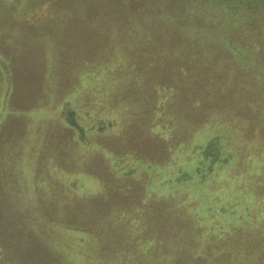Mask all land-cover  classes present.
Here are the masks:
<instances>
[{
	"label": "trees",
	"instance_id": "trees-1",
	"mask_svg": "<svg viewBox=\"0 0 264 264\" xmlns=\"http://www.w3.org/2000/svg\"><path fill=\"white\" fill-rule=\"evenodd\" d=\"M45 1L49 2L44 3H59L58 0ZM73 1L76 4L84 5V7L88 8L90 15L88 14L87 20H83V16H80L75 21V18H72L73 16H69L72 19V24L68 27L71 28L73 27L72 25L77 27L78 31H80L79 34L85 42L82 41L79 44V46H84V49L81 55L77 56L74 60L75 64L71 69V74L68 75V71L66 75L61 76L60 83H58L59 86L61 84L63 85L64 92L74 86L73 92L70 91L68 93V100L65 103L66 107L62 108V112H60V117L58 118L63 123H67L68 127L74 129L77 143L81 144V142H84V144H87L85 143L87 140L92 142L90 136L88 137L86 134V126L79 120L82 111H86L89 105L100 109L99 113L101 115L103 113L106 114L103 115L104 120H100L95 130V135L100 136L106 130L113 128L116 122V130L119 133L124 129L123 122L125 121L120 119L119 105L112 108L106 105L104 88L106 83L107 87L112 91H116L120 86L121 88L119 90L122 88H130L129 85H132L131 83L128 84V87L125 84L132 81L131 74L138 75L141 73L138 71V66L142 62L139 58L142 57L154 59L155 63H159L160 61L161 64L166 63L171 67L168 70L174 77L177 74L174 73V70L181 69L182 62L188 63L190 60L193 62L194 66L190 67L188 74H186L193 77L195 76L194 74L197 75L204 71L202 67L208 59L214 58L222 62V64H219L218 72H215L217 73L216 77L218 80H224L219 74H224L221 71L222 68L232 62L237 67L234 69L237 77L242 80L247 79L248 91L250 86L253 87L256 95H258L256 97V103L261 102V105L264 106V75H256L259 72L257 65H260V67L264 66V0H142L137 9L141 12V15H147L149 17L146 23L150 21V25H154L155 29L157 28L156 31L158 34L156 39L151 42V46H142V52L140 50L139 53L135 51L136 49L127 50L128 47L132 44L134 45L139 40L135 29L132 32H127V30L123 31L124 28L120 30L116 29V27L131 24L130 21L127 23L129 19H126L125 15L129 12L137 11L136 8H132L128 0ZM1 4L2 2L0 0V15L2 16L3 13L1 11L4 9ZM11 10H14L13 7H11ZM68 23L64 22V25ZM136 24L140 25L141 22H136ZM163 24L167 25L170 30L172 47L166 45V42L170 40L169 36L163 39ZM80 27H82V30H80ZM108 27H111V30H107ZM86 32L90 33L86 34ZM121 32H127V34L136 33V36L129 34L121 42L122 45L124 44L123 47H125L124 55L117 54V52H120L118 50L113 52V56L110 57L109 51L114 44L115 46L120 44L117 33ZM107 33H109L113 42L110 47L108 46L105 49L106 44L102 42V39L105 38ZM151 34L153 33L148 34V36L146 34V37L142 36L141 40L146 38L148 42L151 39L149 37ZM183 35L186 37L188 35V46H185L181 40V36ZM90 38L92 40L88 41ZM129 39H135L137 41H129ZM86 46L87 49L94 47L95 51L98 50L92 58ZM146 49L147 51L148 49H153L156 53L154 52V54L149 55ZM164 53L168 54V57L170 56L173 61L179 60L181 63L174 61L175 64H172V59H167L165 56V60H162L161 55ZM101 57L104 60L107 59L103 64H101ZM43 61H47V59ZM52 65L50 63V70L52 69ZM174 65L176 68L173 67ZM93 66L96 69L94 71L89 70ZM262 72L264 73V71ZM183 73L181 75H184ZM88 74L90 76H87ZM118 74H122L124 79L117 80V78L121 77H118ZM208 75L204 71L203 76L206 78ZM256 76L260 78L259 83L251 80V77L256 78ZM211 77L213 78L214 76ZM47 78L49 79L50 77ZM139 79L143 80L142 76ZM51 81L50 79L49 82ZM260 82H263V88L261 91L259 89V94H257L258 85H261ZM4 83H6L5 80ZM225 84L228 85L227 83ZM7 85L8 83H6ZM95 86L99 88L100 92L98 95H95ZM93 87L95 88L93 89ZM137 87H141V84H135V88ZM8 88L5 89V96L3 95L4 98L0 107V166L7 163L8 159H3L6 156L3 154L9 153L10 151L9 140L13 142L19 140L22 143V147L19 144L18 154L20 153V155L18 158L12 160L13 166L12 169L10 168V172H13V174L7 173L4 176L0 172V198H15L22 205L9 207L7 203L3 206L0 204V264H56L54 255L60 254L54 251L55 246L43 245L39 237L43 235L46 239L57 242L59 239L64 240L62 237L73 233L75 240L79 235L80 238L77 239L78 243L90 241L89 235L93 234V232L87 229L81 221L85 214L89 215L93 210L87 198L98 196L106 187H119L120 193L125 195L124 200L130 199L129 197L133 193H125L123 182L122 184L120 183L121 178L125 176L126 178L133 179L138 174L137 172L143 169L139 165L140 163L142 164L140 160H144V158L139 159V164L134 165L133 169L130 168L125 172L121 168L119 170L116 169L117 163H114L115 165L112 167L108 163L104 164L103 162H99L100 159L98 156L93 158L91 154H82V152L76 154V158L72 156L73 164L70 163L71 159L67 164L65 157L58 158V155L56 156L53 150H50L51 152L47 151L43 145L38 144L40 142L42 143L44 128L49 127L47 123L38 126V128L33 127L34 120H39L38 118L40 117L38 109L25 107L22 102H19V105L12 106L8 101L12 93L10 84ZM166 89L174 90L175 87L166 86ZM115 91H113V94H117ZM227 93L229 95V91ZM120 95L121 107L128 110L130 106H126L129 104V101L123 99L122 93H119ZM132 96L133 94L129 97L132 98ZM85 97L89 100L86 105L83 102ZM249 108L251 109L249 116H245V114L242 116L240 111L236 109L227 111L223 105L218 104L217 107L210 110L212 111L210 113L207 110L202 111L203 115L201 116L200 112H198V119L192 116L190 119L187 118L188 126L184 127L181 133H178L177 127H175V130H171V133L173 131L174 135L178 134V137L174 138L175 141L172 138L173 133L170 136L171 142L167 143L165 141L167 147L171 144L167 148L168 150H166L168 151L166 153L167 156L164 152H161V154H157V157H155L157 160L153 159L157 163H150V166L158 177L155 185L157 187L165 186L168 189L167 192L157 190L158 192L156 193L161 196L165 195L167 200L170 198L172 200L170 203L171 205L173 204L171 208L186 210L187 212L190 209L189 207H194V209H199L204 212V219L210 213H214L219 220L218 224H223L224 229H226L224 233L220 232L221 234H219V231L215 232V230H219L220 228H211L204 223L202 231L199 230L197 232V234H200V237L196 244V253H190V256L186 258L175 255L170 260L171 264H264V212L261 214L259 212L257 215L260 234L253 237L246 233L244 236L245 232H243L245 230L243 229L244 218L248 215L251 218V215L256 214L257 210H263L264 200L258 199L259 206L257 205V207H254L252 204L253 212L249 209L248 205L250 203L243 204L242 198L238 200V208L230 200V202L214 203L213 205L218 206V208L210 206L206 202L209 195H226L232 190L231 181L234 174H231L235 167L239 166L242 161L252 162L251 155H246L245 158L243 149L244 152L247 149H252V151L256 150L260 156H264V109L260 113V110L258 111V108H254V106L252 107V104ZM108 115H115V121L110 120ZM154 116L149 115V118L146 120L148 126H150V120ZM249 118L255 119V121L251 124L250 122L252 120ZM129 120L127 119L128 123ZM8 121L12 123L9 124ZM136 124L141 126L140 123ZM146 128L149 129L147 131L149 135L152 134V128ZM17 129L21 130V138L16 135ZM25 129L27 132L23 134L22 130ZM49 130L46 133V137L51 140V143H55L53 139H62L59 133L51 135ZM160 133L162 134V132ZM181 134H185L186 139H182L180 137ZM157 136V140L161 139L159 138L161 136L160 134H157ZM116 140L118 141V139ZM27 142L30 143L26 144ZM39 146H42V148ZM56 148L55 151L62 154V145L60 144ZM130 148L132 149V145ZM246 153L248 152L246 151ZM43 154L46 156L45 160L47 165H44ZM51 154H53L56 163L54 161L53 165L50 166L49 162L51 160L49 157ZM63 154L65 153L63 152ZM128 154H130L131 158H134L133 153ZM163 154L164 158L162 157ZM41 155L43 158L40 157ZM101 155L103 156V154ZM69 157H71V154ZM9 158L12 159L11 157ZM106 158L104 157L105 160ZM135 159H138V157ZM182 159H187L190 162V167L180 171L181 168L175 162L181 161ZM20 160H22L21 165L19 164ZM149 176H151L149 177L150 179L153 177L152 175ZM83 177L84 179H92L95 181L96 187L94 190L88 188L83 189L79 186L80 181H83ZM37 179L40 184L39 186L36 183ZM166 179L168 180L165 181ZM152 182H149V184H152ZM10 185L13 186L11 187ZM135 185L138 186L137 182ZM135 185L130 189H133ZM241 185L240 183L236 188L240 189L242 196L245 197V190L247 191L249 188L242 189ZM28 187H30V190ZM184 193L188 195L187 198H190V202H183L184 200L181 199L180 195ZM146 196L143 197L145 204L148 203V196ZM32 198L34 200L38 198L39 203H29ZM140 199L139 196H134L133 199H130V201H133V204L123 203L122 206L121 198L118 197V202L121 207L133 206L132 211H135L136 207L134 205L136 203L140 205ZM245 199L249 198L245 197ZM83 203L86 204L85 207ZM227 205L231 206L229 207ZM33 206L42 207V209L35 210ZM120 206H118V209H120ZM39 211L41 213H38ZM127 215L132 216V224L134 214L130 212ZM127 217L123 215L122 219H120L121 221L126 220L129 222L130 218ZM116 221H119V219ZM188 223L196 231V228L193 226L194 223L190 221ZM110 232L115 234L117 231H113L112 227L110 228ZM229 233L233 237L231 240L227 237ZM99 235V233L94 232V237L97 240L99 239ZM114 236L118 237L120 234H115ZM122 237L117 242V247L119 246L122 251L127 246L135 249L139 245V250L141 249L139 253L142 256L144 254L148 255L150 257L149 260L151 262L154 261V264H169L165 262L166 258L164 256L151 259V255L148 252V246L151 243L147 237L145 239L142 238L143 234H137L131 240L132 235L127 230L126 233L122 231ZM190 240L188 241L190 242ZM73 241L72 238L68 240L71 245ZM25 242L28 244L27 246H24ZM188 244L191 247L190 243ZM112 246L110 245L109 248ZM46 248L52 251L50 252V257L47 256L46 251H43ZM5 256L8 259H5ZM8 256L16 261L11 260ZM69 258L73 259L74 263L77 264H92L85 257L84 259L78 260L73 254H69ZM60 263L67 264L64 262Z\"/></svg>",
	"mask_w": 264,
	"mask_h": 264
},
{
	"label": "rangeland",
	"instance_id": "rangeland-1",
	"mask_svg": "<svg viewBox=\"0 0 264 264\" xmlns=\"http://www.w3.org/2000/svg\"><path fill=\"white\" fill-rule=\"evenodd\" d=\"M58 1L59 3L56 4L55 2L44 3L49 2L45 0H1V5L4 10L1 11V13H3L2 16L0 15V107L5 96V89H9L8 85L10 84L12 93L8 99L9 103L12 106H16L19 105V102H22L25 107L37 108L40 112V117L38 118L40 121L34 120V128H38V126H42L45 123L49 124V127L44 128L42 143L40 142L38 144L43 145L44 149L47 151L53 150L56 156L58 155V158L65 157V162L67 164L70 159V163L73 164L74 161H72V156H75L76 158V154H80V152H82V154H91L93 158L98 156L100 159L99 162H103L104 164L108 163L112 167L115 165L114 163H117L116 169L119 170L121 168L124 172L130 168L133 169L134 165L139 164V159L144 158V160H140L142 164L140 163L139 165L144 170L140 167L141 170L137 172L138 174H136L133 179H129L124 176L121 178V182L119 181L121 184L123 182L126 194L133 193L129 197L130 199H133L134 196H139L141 198L140 205L137 203L134 205L136 207L135 211H132L133 206H120L118 197L121 198L122 206L123 203L133 204V201H130V199L124 200L125 195L120 193L119 187H106L98 196L87 198L89 205L93 207V210L89 213V215L85 214L81 221L87 229H90L93 232V234L89 235L90 239L93 241L90 240L88 242L85 241L84 243H78L77 239L80 237L78 235L75 240V238H73V233L71 235H67L66 237H62L64 240L59 239L57 242H54L53 240L51 241V239L48 240L43 235L39 237V239L43 245L47 244L48 246H55L54 251L60 254L54 255L53 253L56 259V264H61L60 262L77 264L74 263L73 259L69 258V254H73L78 260L84 259V257L88 258L92 264H154V261L151 262L149 260L150 257L148 255L144 254L142 256L139 253L141 251V249L139 250V245L135 249L127 246L123 251L119 246L117 247L118 240L123 238L122 231L126 233L127 230H129V233L132 235L131 240L137 234H143V239L146 237L148 238L151 243L148 246V252L151 255V259L164 256L166 258L165 262L171 264L170 260L175 255L181 256V258H186L187 256H190V253H196V244L200 237V234H197V232L199 230L202 231L204 223L211 228H220L219 230H215V232L219 231V234H221L220 232L224 233L226 231V229H224V225L218 224L219 220L216 218L214 213H210L209 216L204 219V212L199 209H194V207H189L190 209L187 208V212L186 210L171 208L173 204L171 205L170 202L172 200H170V198L167 200L165 195L161 196L156 193L158 192L157 190L167 192L168 189L165 186L157 187L155 185V181L158 177L150 166V163H157L155 161L157 160V158H155L157 157V154L164 152L166 155V153H168L166 150H168L167 148H169L171 144L167 147L166 142H171L170 136H172L173 133V131L171 133V130H175V127H177L178 133H181L184 130V127L188 126L187 118L190 119L192 116L198 119V112H200V115L202 116L204 111L207 110L210 113L212 112L210 110L217 107L218 104H221L227 111H233V109H236L242 113V116H244V114L245 116H249L251 112L249 106L252 104V107L254 106V108H258V111L260 110V113H262L264 106L261 105V102L258 104L256 103V97L258 96L256 95V91H254L251 86L248 91L249 86L247 84V79H245V82L244 79L242 80L237 77L236 72L234 71L237 67H235L232 62L228 66L222 68L221 71L224 74H219L221 75V78H224V80H218L216 77L217 73L215 72H218L217 69L219 64H222V62L214 58L208 59L202 67L206 74H209L205 78V76H203L204 71L198 73L197 75L194 74L195 76L193 77L186 75L189 72L188 69L194 66L191 60L188 63H181L179 60H174L175 62H180L182 65L181 69L178 68L174 70V73H177L176 77H174L168 70L171 67L166 63L161 64V61L159 63H155L154 59L142 57L139 58L142 62L139 63L138 66V71L141 73L138 75L131 74L132 81L125 84V86L128 87V84L131 83L132 85H129L130 88H122L119 90V88H121L120 86L116 91L113 90L117 92V94H113V91L107 87V83L104 88V93L107 95H105L106 105L111 108L119 105L120 119L125 121L123 122L124 129H122L119 133V131L116 130V122L113 128L106 130V132L100 136L95 135L94 133L100 120H104L103 115L106 114L103 113L101 115L99 113L100 109L89 105L87 106L89 108L86 109V111H82L79 116V120L86 126V134L88 137L90 136L92 142L87 140V142H85L87 144H84V142H81V144L77 143L74 129L68 127L67 123H63L58 118L60 117L62 108L66 107L65 103L66 100H68L67 95L70 91L73 92L74 86L71 88L67 87L68 89L64 92V89L62 88L63 85L61 84V86H59L58 83H60L61 76L66 75L68 71L69 72L67 74H71V69L75 64L74 60L77 56L81 55L84 49V46H79L84 39L79 34L80 31H78V28L74 25H72L73 27L71 28L68 27L72 24V19L69 16H73L72 18H75L74 21L80 16H83V20H87L88 14L90 15V10L84 7V5L81 6L76 4L73 0ZM128 2L132 8H136L137 11L129 12L125 15V18L129 19L127 23L130 21L131 24H125L124 26L122 25V27H116V29L120 30L121 28H124L123 31L127 30V32H132L133 29H135L139 40L129 39V41L137 42H133L134 45L132 44L127 50L136 49L135 51H138L139 53L142 46H151V42L157 37V28L155 29L154 25H150V21L146 23V20H148L149 17L147 15H141V12L137 9L142 0H128ZM11 7H13L14 10H11ZM64 22L69 23L64 25ZM136 22H141V24L137 25ZM80 30H82V27H80ZM107 30H111V27H108ZM127 32L117 33L120 44H117V46L114 44L112 49L109 51L110 57L113 56V52L118 50H120V52H117V54H125V47H123L124 44L122 45L121 42L123 39H126L127 35L130 34H127ZM186 32L188 33V31ZM88 33L90 32H86V34ZM109 33H107L105 38L102 39V42L106 44L105 49H107L108 46L110 47L113 42ZM136 33L130 35L136 36ZM150 33L153 34L149 36L151 39L148 40V42L146 38L141 40L142 36L146 37V34L148 36ZM163 33V39L168 36L170 38V40L166 42V45L172 47L170 30L168 26L164 24ZM92 38L88 41H91ZM187 39L188 35L187 37L184 35L181 36V40L185 46H188L189 44ZM87 51L90 52L89 54L92 58L98 50L95 51L94 47H90ZM147 52L151 55L152 53L154 54L155 51L153 49H148ZM161 56L163 58L162 60H165V57L167 59L171 58L165 53ZM49 58H51V60H49ZM45 59H47V61H43ZM100 60L101 64L107 61V59L104 60L103 57H101ZM174 61L172 59V64ZM50 63L53 64L51 66V70ZM173 67L176 68L175 65ZM257 67L259 72L256 75H264L262 72L264 71V66L260 67V65H257ZM94 69L96 68L93 66L89 70L94 71ZM181 73L184 75H181ZM87 76H90V74ZM141 76L143 80L139 79ZM211 76L214 77L212 78ZM47 77L50 78L48 79ZM118 77L120 78H117V80L124 79L122 74H118ZM50 79L52 80L51 82H49ZM259 79L260 78H257V76L256 78L251 77V80L257 83H259ZM4 80L8 83L7 86L6 83H4ZM251 80L250 82H252ZM135 84H141V87L135 88ZM260 84L261 85H258L257 94H259V89L261 91L263 88V82H260ZM166 86H173L175 89L169 90L166 89ZM95 87H93V89ZM94 91L96 92L95 95H98L100 92L98 87H96ZM227 91H229V95ZM119 93H122L124 100L127 99L129 101V104L126 106H130L128 110L121 107V95L119 96ZM132 94L133 96L130 98L129 96ZM27 98L29 99L27 100ZM88 101L89 100L88 98L86 99V97L83 100L85 105L88 104ZM123 107H125V105H123ZM149 115L154 116L150 120V126H148L146 122ZM108 116L110 120H114L116 118L115 115ZM127 119H130L129 123ZM250 120H252L250 122L251 124L255 121V119ZM135 122L140 123L141 126L137 125ZM8 123L11 124L12 122L8 121ZM146 127H151L154 132L152 131V134L149 135L147 132L149 129ZM17 130L16 135L21 138V130ZM48 130L51 132V135L59 133L62 139H53L55 143H51V140L46 137ZM22 131L23 134L24 132H27L26 129ZM160 132H162V134ZM157 134L161 135L159 137L161 139L157 140ZM176 137H178V134L174 135L173 133L172 138L174 141V138ZM180 137L182 139H186L185 134H181ZM116 139H118V141ZM28 143L30 142H27L26 144ZM9 144V153L3 154L6 155L3 159H8L7 163L0 166V172L2 175L4 174V176L7 173L13 174V172H10V168L12 169L13 166L12 160L18 158L20 155V153L18 154V150L22 147V143H20L19 140L16 142L9 140ZM19 144L21 145L20 147ZM60 144L62 145V151L65 154H63V152L60 154V152L57 153V151H55L57 149L56 147ZM131 145L132 149L130 148ZM106 147H108V149H106ZM40 148H42V146ZM246 151L248 153H246ZM246 151L244 152L243 149L245 158L246 155H251L252 162L242 161L239 166L235 167L231 174H234L231 181L232 185L230 184L232 186V190H230L227 194L225 193L226 195H209L206 199L207 204L214 206V203L216 204L218 202L220 203L230 200L231 203L235 204L236 208H238V200L242 198V203L248 204L249 202V209L252 210V204L254 207H257V205L259 206V202H257L258 199L264 200V156H260L256 150L252 151V149H247ZM128 153H133L134 158H131ZM70 154L71 157L68 158ZM101 154L108 158H106L107 161ZM136 156L138 159H135L137 158ZM40 157L43 158L42 155ZM45 157L46 156L44 155V165H47ZM162 157L164 158V154ZM49 158L51 160V162H49L51 166L55 161L53 154H51ZM19 162L21 165L22 160ZM175 163L181 168L180 171L190 167V162L187 159H182L181 161ZM149 175H152L153 177L150 179L149 177L151 176ZM167 180L168 179L165 181ZM136 182L138 186L135 185ZM149 182H152V184H149ZM36 183L38 186L40 185L38 183V179L36 180ZM240 183L242 184V189L249 188L247 191L245 190V197L249 199H245V197L242 196L240 189L236 188L240 185ZM95 185L96 183L94 180L84 179V177L83 181L81 180L79 183L81 188H88L90 190H94L96 187ZM133 185H135L133 189H130ZM10 186L12 187L13 185ZM28 189L30 190V187H28ZM235 189L237 190L235 191ZM146 195L148 196L147 204L143 202V197ZM180 197L184 200V203L190 202V198H187V194L184 193L180 195ZM33 202L38 204L39 199L36 198L34 200L32 198L29 201V203ZM6 203L9 207L22 205V203L20 201L17 202L15 198H0V204H2V206ZM83 206L85 207L86 204L83 203ZM118 206H120V209H118ZM227 206L230 207L231 205ZM33 207L35 210L42 209V207L40 208L38 206ZM214 207L218 208V206ZM253 211L254 210H252V212ZM130 212L134 214V221L132 224V216L127 215ZM259 212L261 214L264 212V209L257 210L256 214L251 215V218L248 214V216L246 215L247 217L244 218V236L246 233L247 235H252L253 237L260 234V229L258 228L259 224H257V215ZM38 213H41V211ZM123 215L125 217L129 216L127 217L130 218L129 222L126 220L121 221ZM118 219L119 221H116ZM189 221L194 223L193 226L196 228V231L192 226H189ZM112 227L113 231H117L115 234H120V236L116 237L114 236L115 234L110 232V228ZM94 232L100 234L98 236V240L94 237ZM193 234H195V236H193ZM227 237L230 238V240L233 238L230 233L227 234ZM70 238L74 240L72 245L68 242ZM189 239L192 241L190 240L189 242ZM26 242L24 246L28 245ZM188 243H190L191 247L188 246ZM110 245L113 246L109 248ZM43 251H46L47 256L50 257V252H52L50 249L46 248L43 249ZM8 257L11 258V260L16 261L12 257ZM6 258L7 257L5 256V259Z\"/></svg>",
	"mask_w": 264,
	"mask_h": 264
}]
</instances>
